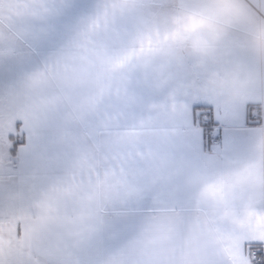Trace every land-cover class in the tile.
I'll use <instances>...</instances> for the list:
<instances>
[{
  "label": "snow or ice",
  "instance_id": "6c2138e0",
  "mask_svg": "<svg viewBox=\"0 0 264 264\" xmlns=\"http://www.w3.org/2000/svg\"><path fill=\"white\" fill-rule=\"evenodd\" d=\"M0 264H264V0H0Z\"/></svg>",
  "mask_w": 264,
  "mask_h": 264
}]
</instances>
